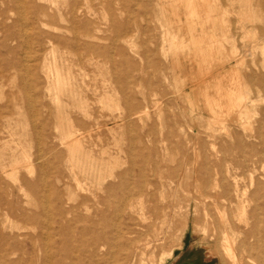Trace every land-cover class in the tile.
<instances>
[{
  "label": "rangeland",
  "instance_id": "rangeland-1",
  "mask_svg": "<svg viewBox=\"0 0 264 264\" xmlns=\"http://www.w3.org/2000/svg\"><path fill=\"white\" fill-rule=\"evenodd\" d=\"M54 1L56 6L25 0L21 7L16 0H0V71L5 76L0 80V108L10 110L0 117V264H53L58 257L65 264H263L258 252L240 246L243 233L255 221L252 212L264 206L261 198L251 200L248 172L249 160L262 148L264 153L263 2L207 0L206 6L197 8L199 17L189 19L183 1L88 0L90 12L77 16L76 27L86 32L89 28L87 33L94 37L72 43L70 32L54 30L68 28L69 18L43 19L36 9L43 5L49 14L63 10L66 0ZM117 47L124 51L117 54ZM53 57L58 69L70 73L73 84L71 97L60 95L59 113L56 91L47 85L42 69ZM19 64H31L28 77L37 95L36 119L24 100ZM220 89L242 94L244 104L249 101L250 106L241 110L248 122L244 131L237 127L240 109L223 115L217 109L218 102L228 105L220 99ZM219 123L228 125L229 137L220 135ZM70 130L81 136L78 160L72 164L66 150L60 149L62 135ZM43 151L46 165L38 159ZM11 154L19 162L13 169L7 166ZM28 163L29 171L23 167ZM4 166L8 169L3 173ZM24 183L35 189H25ZM120 201L123 206L118 210ZM257 213L263 217L261 209ZM94 235L107 237L108 245L100 247L103 239L94 243ZM231 236L235 263L225 250L226 237ZM61 248L72 258H65Z\"/></svg>",
  "mask_w": 264,
  "mask_h": 264
},
{
  "label": "bare ground",
  "instance_id": "bare-ground-1",
  "mask_svg": "<svg viewBox=\"0 0 264 264\" xmlns=\"http://www.w3.org/2000/svg\"><path fill=\"white\" fill-rule=\"evenodd\" d=\"M25 1V0H24ZM24 1H21V0H16V2H17V4L19 5V6H21V7H24L25 6V4L27 3H25ZM40 1H43V2H50V4L52 5H54L55 4V6H56V3H55V1L54 0H40ZM98 1H102V0H98ZM106 1V0H105ZM108 1V0H107ZM111 1V0H110ZM118 1H120V0H118ZM134 1V0H133ZM140 1V0H139ZM149 1V0H148ZM153 2H154V0H152ZM151 1V2H152ZM159 1V0H158ZM169 1V0H168ZM177 1H179V2H184V4H185V6H186V8H187V10H188V16H190L189 17V19L191 18V17H193V19H194V16H196L197 18L199 17V14H198V7H200V6H202V5H204V6H206V4H207V0H177ZM218 1V0H217ZM220 1V0H219ZM228 1V0H227ZM233 1V0H232ZM232 1H230L232 4H233V2ZM262 2H263V4H264V0H261ZM11 2H13V1H11ZM15 2V1H14ZM115 2V1H114ZM124 2V1H123ZM136 2V1H135ZM161 2V1H160ZM170 2V1H169ZM173 2V1H172ZM171 2V3H172ZM221 2V1H220ZM87 3H88V0H66V1H64V3H63V5H62V7H63V10L62 9H59V8H57V9H55L54 11L53 10H50L51 11V14H49V12H48V9H47V7H45V6H37L38 8H36L37 10L39 9V12H40V16H41V18H43L44 19V17H50L51 19H56V18H58L59 20H61V21H63L65 18H69V23H70V26L68 27V28H62V27H58V28H55L54 30H55V32H58V33H60V32H62L63 30L64 31H68V32H70L72 35H73V38L71 39V41H72V43H75V42H77L78 40H82L83 38H87V40H88V38H91V37H94V36H90L87 32H88V30H89V28H87L88 30H87V32H86V30H85V28H82L81 30H79V28L78 27H76V23H77V16L78 15H82V16H84V15H86L87 14V11L89 10V9H87L86 10V5H87ZM126 3V2H125ZM138 3V5L140 4L139 2H137ZM144 3V2H143ZM149 3V2H148ZM148 3H147V5H148ZM178 3V2H177ZM226 3V2H225ZM228 3V2H227ZM12 4V3H11ZM105 4V3H104ZM113 4V3H112ZM130 4V3H129ZM129 4L127 5V6H129ZM135 4V3H134ZM176 4V3H175ZM218 4H220V3H218ZM229 4V3H228ZM232 4H230V5H232ZM14 5V4H13ZM108 5H110V4H108ZM117 5V4H116ZM121 5V4H120ZM141 5V4H140ZM146 5V4H145ZM146 5V6H147ZM151 5V4H150ZM159 5V4H158ZM160 5H161V3H160ZM171 5V4H170ZM174 5V4H173ZM179 5V4H178ZM29 6H30V8L32 7L31 6V4H29ZM113 6V5H112ZM132 6H135V5H132ZM149 6V5H148ZM162 6H164V4L162 5ZM174 6H176V5H174ZM173 6V7H174ZM180 6V5H179ZM223 5H221V7H222ZM227 6V5H226ZM16 7V6H15ZM87 7H89V5L87 6ZM122 7H123V5H122ZM131 7V6H130ZM158 7V6H157ZM160 7V6H159ZM17 8V7H16ZM29 8V9H30ZM110 8V7H109ZM123 8H125V7H123ZM142 8V7H141ZM176 8H178L177 6H176ZM180 8H181V6H180ZM220 8V7H219ZM218 8V9H219ZM227 8V7H226ZM228 8H230L229 7V5H228ZM32 9V8H31ZM107 9V8H106ZM113 9V8H112ZM121 9V8H120ZM119 9V10H120ZM146 9H147V7H146ZM145 9V10H146ZM149 9V8H148ZM179 9V8H178ZM184 9H185V7H184ZM212 9V8H211ZM221 9V8H220ZM35 10V9H34ZM127 10V9H126ZM126 10H125V13H126ZM132 10V9H131ZM141 10V9H140ZM144 10V9H143ZM6 11V10H5ZM28 11V10H27ZM53 11V12H52ZM112 11V10H111ZM122 11V10H121ZM148 11V10H147ZM186 11V10H185ZM218 11V10H217ZM228 11V10H227ZM89 12H90V10H89ZM146 12V11H145ZM177 12V11H176ZM220 12H221V10H220ZM30 13H32L31 11H30ZM34 13V12H33ZM109 13V12H108ZM112 13H115L114 11H112ZM142 13V12H141ZM148 13V12H147ZM89 14V13H88ZM135 14V13H134ZM144 14V13H143ZM149 14H150V12H149ZM177 14V13H176ZM208 14V12H206V15ZM228 14V13H227ZM23 15V14H22ZM32 15V14H31ZM35 15H37L36 13H35ZM112 15V14H111ZM110 14H109V16H111ZM114 15V14H113ZM130 15V14H129ZM136 15V14H135ZM134 15V16H135ZM151 15V14H150ZM149 15V16H150ZM202 15V14H201ZM217 15V14H216ZM223 15V14H222ZM28 16V15H27ZM39 16V15H38ZM87 16V15H86ZM153 16V15H152ZM186 16V15H185ZM187 16V17H188ZM211 16V15H210ZM85 17V16H84ZM112 17V16H111ZM115 17V15L113 16V18ZM145 17H147V16H145ZM177 17H178V15H177ZM186 17V18H187ZM207 17V19H209V15H207L206 16ZM218 17V16H217ZM80 18V17H79ZM115 18H117V17H115ZM130 18V17H129ZM180 18V17H179ZM214 18V17H213ZM188 19V18H187ZM31 20V19H30ZM29 20V21H30ZM84 20V19H83ZM113 20H115V19H113ZM113 20H111V21H113ZM117 20V19H116ZM32 21V20H31ZM65 21V20H64ZM208 21V20H207ZM2 22V21H1ZM127 22V21H126ZM199 22V21H198ZM212 22V21H211ZM218 21H216V23H217ZM40 26L42 27V26H45L44 25V23L42 22V20H40ZM193 23V22H192ZM209 23V22H208ZM3 24V23H2ZM25 24V23H24ZM78 24V23H77ZM126 24V23H125ZM128 24V23H127ZM188 24H189V22H188ZM213 24V23H212ZM30 25V24H29ZM83 25H85V23H84V21H83V24H82V26ZM110 25V24H109ZM116 25V24H115ZM195 25V24H194ZM204 25H206V24H204ZM90 26V25H89ZM111 26V25H110ZM191 26H193V25H191ZM201 26H203V24L201 25ZM200 26V27H201ZM206 26H208V25H206ZM86 27V26H85ZM113 28H114V25L112 26ZM127 27H128V25H127ZM127 27H125V28H127ZM45 28V27H44ZM109 29V28H108ZM116 29V28H115ZM118 29V28H117ZM123 30H124V28H122ZM191 29V28H190ZM201 29V28H200ZM107 30V29H106ZM196 30V29H195ZM211 30V29H210ZM213 30V29H212ZM98 31V30H97ZM96 31V32H97ZM116 31H118V30H116ZM124 31H126V29L124 30ZM191 31V30H190ZM207 31H208V29H207ZM115 32V31H114ZM202 32V31H201ZM213 33H215L214 31H212ZM217 32V31H216ZM128 33H129V31H128ZM194 33V32H193ZM70 34V35H71ZM120 34V33H119ZM122 34V33H121ZM125 34H126V32H125ZM71 35V36H72ZM91 35H93V34H91ZM112 35H113V33H112ZM114 35H115V33H114ZM167 35H168V33H167ZM205 35H206V33H205ZM215 35H217V33L215 34ZM119 36V35H118ZM126 36V35H125ZM163 36V35H162ZM194 36H195V34H194ZM206 36H209V35H206ZM212 36H214V34L212 35ZM253 36V35H252ZM58 38L59 39V36H55V38ZM109 37V36H108ZM122 37V36H121ZM198 37V36H197ZM200 37V36H199ZM198 37V38H199ZM222 37V36H221ZM254 37V36H253ZM96 38V37H95ZM105 38V37H104ZM110 38H112V36L110 37ZM163 38V37H162ZM211 38V37H210ZM92 39V38H91ZM100 39V38H99ZM116 39V38H115ZM121 39V38H120ZM125 39V38H124ZM193 39H194V37H193ZM218 39H222V38H218ZM226 39V38H225ZM229 39H231V38H229ZM228 39V40H229ZM254 39V38H253ZM80 40V41H81ZM94 40V39H93ZM97 40V39H96ZM112 40V39H111ZM116 40H118V39H116ZM127 40V39H126ZM164 40H167V38H166V33H164ZM79 41V42H80ZM123 41V42H122ZM122 43L121 44H123L124 43V40L122 39ZM128 41V40H127ZM212 41V40H211ZM216 41H218V40H216ZM222 41V40H221ZM47 42H49L50 43V41H47ZM116 42V41H115ZM114 42V43H115ZM126 42V41H125ZM165 42V41H164ZM201 42V41H200ZM199 42V43H200ZM250 42H254V41H250ZM26 43H28V42H26ZM117 44H118V42H116ZM115 43V44H116ZM128 43V42H127ZM130 43L131 42H129V45H130ZM172 43H174V41L172 42ZM176 43V42H175ZM184 43V42H183ZM220 43H225V42H220ZM52 44V43H51ZM77 44V43H76ZM126 44V43H125ZM163 42H162V46H163ZM187 44V43H186ZM228 44V43H227ZM231 44V43H230ZM257 44V43H256ZM111 45V44H110ZM127 45V44H126ZM129 45H127V46H129ZM180 45V44H179ZM182 45V44H181ZM184 45V44H183ZM188 45V44H187ZM196 45V44H195ZM193 46V47H195V49H196V46ZM203 45V44H202ZM226 45V44H225ZM224 45V46H225ZM247 45V44H246ZM262 45V44H261ZM27 46V45H26ZM92 46V45H91ZM109 46V45H108ZM114 46V45H113ZM112 46V47H113ZM116 46V45H115ZM119 46V45H118ZM132 46V45H131ZM223 46V47H224ZM28 47V46H27ZM74 47V46H73ZM80 47V46H79ZM78 47V48H79ZM88 47V46H87ZM90 47V46H89ZM88 47V48H89ZM120 47H121V45H120ZM182 47H184V46H182ZM188 47H191V45H189ZM223 47H221V48H223ZM229 47H231L230 45H229ZM77 48V47H76ZM93 48H94V46H93ZM127 48V47H126ZM129 48V47H128ZM163 48V47H162ZM178 48H179V46H178ZM181 48V47H180ZM186 48V47H185ZM90 49V48H89ZM97 49V48H96ZM110 49V48H109ZM182 49V48H181ZM188 49V48H187ZM236 49V48H235ZM249 49V48H248ZM251 49H252V47H251ZM55 50V49H54ZM81 50V49H80ZM104 51H105V49H103ZM111 50V49H110ZM116 50H117V54H120L121 53V51L123 50H120V48L118 49V47L116 48ZM193 50V49H192ZM197 50V49H196ZM199 50V49H198ZM201 50V49H200ZM230 50V49H229ZM244 50V49H243ZM85 51V50H84ZM83 51V52H84ZM102 51V50H101ZM124 51V50H123ZM128 51V50H127ZM126 50H125V52H127ZM133 51H134V49H133ZM189 51V50H188ZM191 51V50H190ZM226 51V50H225ZM231 51H232V48H231ZM249 51V50H248ZM260 51V50H259ZM264 51V50H263ZM92 52V51H91ZM94 52V51H93ZM110 52V51H109ZM131 52H132V50H131ZM164 52V51H163ZM228 52V51H227ZM232 52H235V51H232ZM244 52H246V51H244ZM244 52H243V54H244ZM250 52V51H249ZM248 52V53H249ZM99 53H100V51H99ZM98 53V54H99ZM197 53H200V52H197ZM196 53V54H197ZM225 53V52H224ZM253 53V52H252ZM94 54V53H93ZM96 54V53H95ZM94 54V55H95ZM102 54H104L103 52H102ZM102 54H101V56H102ZM110 54V53H109ZM166 54V53H165ZM209 54V53H208ZM222 54H223V52H222ZM231 54V53H230ZM228 55H229V53H228ZM251 55V54H250ZM49 56V55H48ZM53 56H55V55H53ZM69 56V55H68ZM126 56V55H125ZM124 56V57H125ZM198 56V55H197ZM226 55H224V57H225ZM232 56V55H231ZM244 56H245V54H244ZM243 56V57H244ZM103 57H104V55H103ZM234 57V56H233ZM232 57V58H233ZM240 57V56H239ZM246 57V56H245ZM26 58V57H25ZM28 58V57H27ZM30 58V57H29ZM120 58V57H119ZM238 58V57H237ZM92 59V58H91ZM126 59H127V57H126ZM23 60L24 61H26V59H24L23 58ZM105 60V59H104ZM128 60H129V58H128ZM221 60V59H220ZM219 60V61H220ZM2 61V60H1ZM27 61H29L28 59H27ZM31 61V60H30ZM30 61H29V63H30ZM117 61V60H116ZM120 61H122V60H119V62ZM125 61H127V60H125ZM237 61V60H236ZM35 62V61H34ZM130 62V61H129ZM202 62H204V61H202ZM235 62V61H234ZM28 63V64H29ZM121 63V62H120ZM120 63H119V65H120ZM126 63V62H125ZM222 63V62H221ZM237 64H238V62H236ZM17 64V63H16ZM15 64V65H16ZM25 64V63H24ZM21 65L20 66V64H19V66L21 67V73H20V76H21V78H20V80H22V85H20L22 88V90H23V92H24V94H25V97H24V100H25V102H27L28 103V109H29V111L31 112V114H32V117L34 118V119H36V118H38L39 117V112H38V110L36 109V104H35V102H36V98H37V95L36 94H34V89H33V87H32V85H30V83H29V80L31 79V78H29L28 77V70H29V66L31 65ZM27 64V63H26ZM127 64H128V62H127ZM203 64V63H202ZM217 64V63H216ZM240 64V63H239ZM113 65V64H112ZM111 65V66H112ZM114 65H117V63L114 61ZM118 65V66H119ZM129 65V64H128ZM220 65V64H219ZM7 66V65H6ZM11 66V65H10ZM22 66H23V69H22ZM15 67V66H14ZM257 67V66H256ZM112 68H113V66H112ZM16 69V68H15ZM43 72H44V76H45V79L48 81V86H52L54 89H55V94H54V100H55V109H56V111L59 113L60 111H61V109H62V107H63V105H62V103L59 101V98H60V95H67V96H69V97H71V94H73V84H72V77H71V75H70V73H68L67 75H65L60 69H58V64H57V61H56V58H54L53 57V59H52V61L51 62H49V63H45V64H43ZM118 69V68H117ZM18 70V69H17ZM114 70V69H113ZM258 70V69H257ZM19 71V70H18ZM239 72V71H238ZM117 74V73H116ZM119 74V73H118ZM253 76H254V73L252 74ZM251 75V76H252ZM252 76V77H253ZM260 76H261V74H260ZM262 77V76H261ZM5 78V76H4V74H3V72H1L0 71V80H3ZM115 78V77H114ZM120 79V78H119ZM221 79H223V80H225L226 79V76L224 75V76H222V78ZM237 78L236 77H234L233 79L231 78V81H233V83L234 84H236L238 81L236 80ZM239 80V79H238ZM247 80V79H246ZM245 80V81H246ZM254 79H252V81H253ZM262 80H264V79H262ZM250 81H251V79H250ZM115 83H118L117 81H115ZM248 83V82H247ZM250 83V82H249ZM119 84V83H118ZM258 84V83H257ZM239 85V84H238ZM221 86V85H220ZM189 87V86H188ZM233 88V87H232ZM236 89V88H235ZM247 89V88H246ZM263 89V88H262ZM49 90H50V88H49ZM234 90V89H233ZM248 90V89H247ZM247 90H246V92H247ZM261 91H263V92H261V93H264V90H261ZM205 92V91H204ZM217 92V91H216ZM236 92V91H235ZM234 91H232V90H228L227 92L226 91H223V90H219V96H220V99L221 98H224L226 101H228V105L226 106L225 104L223 105V104H221L220 102H218V103H216V107H217V109H219L220 111H222V115H223V112L225 111V113L226 114H229L231 111H233L234 109H236V107H237V109H240V111H239V118L238 119H240L241 120V122H237L238 124H240L241 126H238L237 125V127H241V129L243 128V129H246L245 128V126H246V123H248V122H244L243 120L244 119H246V114L244 113V112H242L243 111V109L242 108H245V107H247L248 105L250 106V103H248V102H246V104H244L245 102H243L244 101V99H243V96H241V95H239V94H236ZM240 92V91H239ZM241 93V92H240ZM249 93V92H248ZM13 95V94H12ZM204 95V94H203ZM172 96V95H171ZM246 96H248L247 94H245V97ZM183 97V96H182ZM191 97V96H190ZM233 97H235L236 99H235V101H236V103H234V102H232V99H233ZM248 97H246V99H247ZM249 99V98H248ZM245 101H247V100H245ZM209 102V101H208ZM244 104V105H243ZM254 104V103H253ZM251 105H252V102H251ZM254 107H255V105H253ZM252 106V107H253ZM253 107V108H254ZM212 108H214V107H212ZM256 108V107H255ZM254 108V109H255ZM83 109V108H82ZM130 109V108H129ZM128 109V110H129ZM133 109V108H132ZM196 109V108H195ZM252 111H254L252 108H250ZM215 109H213L212 110V112H213V114H215V111H214ZM242 110V111H241ZM246 110H249V109H246ZM85 111V110H84ZM217 112H219L218 110H216ZM209 112H211V110H209ZM249 112V111H248ZM257 112V111H256ZM4 113H6V114H10V110H9V107L8 106H3V107H1L0 108V117H1V115L2 114H4ZM212 114V115H213ZM256 114V113H255ZM85 116V115H84ZM188 116V115H187ZM214 116V115H213ZM213 116H212V118H213ZM220 116V115H219ZM214 117H216V116H214ZM221 117V116H220ZM220 117H218L219 119H220ZM57 118H58V120L60 119L58 116H57ZM56 118V119H57ZM129 118V117H128ZM208 118V117H207ZM211 118V117H210ZM40 119H41V117H40ZM124 119V118H123ZM216 119H217V117H216ZM224 119V118H223ZM237 119V120H238ZM126 120V119H125ZM212 120V119H211ZM215 119H213V121H214ZM221 120V119H220ZM124 121V120H123ZM208 122H209V120H207ZM207 121H205V122H207ZM223 121H225V120H222V122ZM261 121H263V123H264V120H261ZM43 122V121H42ZM250 122V121H249ZM63 123V122H62ZM9 124V123H8ZM46 124V123H45ZM44 123L43 124H41V125H45ZM59 124V123H58ZM68 124V123H67ZM77 124H80V123H77ZM212 124H214V123H212ZM209 125H211L210 124V122H209ZM216 126L215 127H217V124H215ZM264 125V124H263ZM9 126V125H8ZM59 126V125H58ZM248 126H249V124H248ZM262 126V125H261ZM67 127V126H66ZM210 127V126H209ZM212 127H214V125L212 126ZM212 127H211V129H212ZM219 127H220V123H219ZM226 127H227V129H228V125L227 126H225V124L224 123H222V126L220 127V129H219V133H220V135L221 134H223V135H227L228 136V134L226 133ZM250 127V126H249ZM260 127V126H259ZM35 128V127H34ZM59 130L60 129H62V127H57ZM41 129V128H40ZM47 129V128H46ZM214 129V128H213ZM216 129V128H215ZM214 129V130H215ZM217 129H218V127H217ZM242 129V130H243ZM42 130V129H41ZM55 130H57V129H55ZM260 130V129H259ZM46 131V130H45ZM244 131V130H243ZM112 132V131H111ZM227 132H228V130H227ZM78 133V132H77ZM77 133H76V131H67V133H64L62 136H63V141H62V139L60 140L61 141V145L63 146V148H60V149H65L66 151H64V153L66 152L67 153V157H68V159L71 161V164H72V162H74V161H76V160H78V158H77V156H76V153H78L77 151H79V147H80V141H79V138H78V136L79 135H77ZM217 133V132H216ZM42 134V133H41ZM41 136V135H40ZM43 136V135H42ZM41 136V138H42V140H43V137ZM51 136V135H50ZM79 137H81V136H79ZM229 137V136H228ZM263 137V136H262ZM41 141V140H40ZM263 141V140H262ZM44 143H45V141H44ZM43 143V144H44ZM61 145H58V148H59V146H61ZM43 146H45V144L43 145ZM42 146V148H44ZM256 146V145H255ZM260 146H262V144L260 143ZM212 147H214V144L212 145ZM54 148V147H53ZM82 148V147H81ZM255 147H254V145L253 144H250V149L251 150H253ZM262 148V147H261ZM89 149V148H88ZM249 149V150H250ZM40 150V149H39ZM39 150H38V152H39ZM45 150V149H44ZM53 150V149H52ZM56 150H58V149H56ZM81 150V149H80ZM91 150V149H90ZM262 150H263V148H262ZM262 150H260V152L259 153H257V154H259V155H257L256 153V158H254V159H250L249 161H250V170L248 171L249 172V180H250V184H249V187L250 188H253V190H252V192H251V194H250V197H251V200H255V199H258V198H261V199H263L264 200V157H263V151ZM42 151V150H41ZM46 151L48 152L49 150H47L46 149ZM105 151V150H104ZM44 152V151H43ZM82 152V151H81ZM131 152V151H130ZM133 152V151H132ZM131 152V153H132ZM41 153V152H40ZM58 153V152H57ZM55 154V153H54ZM54 154H52L53 156H54ZM101 154V153H100ZM197 154V153H196ZM44 155H45V152H44V154L42 155V153L41 154H39V156H38V159H40L41 161H42V164L44 165H46V163L47 162H45L46 160L45 159H43V157H44ZM90 155V154H89ZM49 156H51L50 154H49ZM60 156V155H59ZM85 157L83 158V159H85L86 158V155H84ZM197 156V155H196ZM253 157H254V154L252 155ZM11 161H10V163L7 165L9 168L11 167L12 168V166H13V164L15 163V161H16V159L14 158V155L13 154H11ZM51 158V157H50ZM27 159L28 158H26L25 159V161H27ZM55 159V158H54ZM59 159V158H58ZM97 160V159H96ZM196 160V159H195ZM52 161V160H51ZM51 161H48V162H51ZM59 161V160H58ZM80 161H81V159H80ZM30 162V161H29ZM88 162V161H87ZM107 162V161H106ZM17 163H19V162H17L16 161V164ZM85 163V162H84ZM109 163V162H108ZM246 163V162H245ZM245 163H243V164H245ZM31 164V163H30ZM52 164H53V161H52ZM77 164H78V162H77ZM132 164V163H131ZM20 165V164H19ZM69 165H70V163H69ZM76 165V164H75ZM249 165V164H248ZM247 165V166H248ZM7 166H4V167H2V171H3V173L5 172V171H7L6 170V168L8 169V167ZM15 166H17V165H15ZM14 166V167H15ZM21 166H23V165H20V167ZM57 166V165H56ZM55 166V167H56ZM73 166V165H72ZM88 166V165H87ZM133 166V165H132ZM135 166V165H134ZM245 166V165H244ZM18 167V166H17ZM23 167H25L28 171H29V163L27 164V165H25V166H23ZM31 167V166H30ZM33 167V166H32ZM31 167V168H32ZM39 167V166H38ZM41 167V166H40ZM39 167V168H40ZM52 167V166H51ZM84 166H82V168H83ZM47 168V167H46ZM54 168V167H53ZM72 168H74V167H72ZM71 168V169H72ZM95 168V167H94ZM101 168V167H100ZM103 168V167H102ZM13 169V168H12ZM18 169V168H17ZM24 169V168H23ZM56 169V168H55ZM79 169H80V167H79ZM85 169V168H84ZM249 169V168H248ZM15 170H16V168H15ZM14 170V171H15ZM31 170V169H30ZM39 170V169H38ZM44 170V168H42V172H44L43 171ZM51 170V169H50ZM73 170V169H72ZM71 170V171H72ZM82 170V169H81ZM32 172V171H31ZM73 172V171H72ZM57 173H58V169H57ZM84 173V172H83ZM125 173V172H124ZM30 174V173H29ZM39 174V173H38ZM37 174V175H38ZM43 174V173H42ZM44 174H45V172H44ZM55 175H56V173H54ZM258 175V177H257V179H255V175ZM46 175V174H45ZM122 175V174H121ZM124 176H122V180H121V182H120V185H119V188L121 189V190H124V188H125V185H124V181H125V176L127 175V173H125V174H123ZM57 176V175H56ZM84 176V175H83ZM103 176V175H102ZM217 176V175H216ZM16 177V176H15ZM38 177H39V175H38ZM92 177V176H91ZM101 177V176H100ZM45 178V177H44ZM73 178L74 179H76L75 178V175L73 176ZM236 178H237V176H235L234 177V180H235V183H236ZM39 179V178H38ZM37 179V180H38ZM97 179V178H96ZM104 179V178H103ZM36 180V181H37ZM46 180H48V179H46ZM14 181H15V179H14ZM41 181V180H40ZM38 183V182H37ZM42 183V182H41ZM46 182H44V184H45ZM43 184V183H42ZM43 184V185H44ZM47 184V183H46ZM77 185H78V182H77ZM46 186V185H45ZM80 186V185H79ZM24 187H25V189L27 188V189H31V190H33V189H35L34 188V185H32V184H28V183H24ZM41 187V186H40ZM42 187H44V186H42ZM118 187V186H117ZM38 188H39V186H38ZM79 188V187H78ZM116 188V187H115ZM21 189V188H20ZM36 189H37V187H36ZM40 189V188H39ZM38 189V190H39ZM46 189V188H45ZM81 189V188H80ZM118 189V188H117ZM23 189H21V193L23 192L22 191ZM42 190V189H41ZM41 190H40V192H37V193H41ZM44 190V189H43ZM83 190V189H82ZM116 190V189H115ZM45 191V190H44ZM43 191V192H44ZM54 192V191H53ZM52 192V193H53ZM234 192L236 193V194H238L239 192H240V190L238 189V186L235 184V186H234ZM246 192V191H245ZM139 193V192H138ZM115 194V193H114ZM242 194H244V193H242ZM46 195V194H45ZM54 195V194H53ZM44 196V195H43ZM55 196H56V194H55ZM41 197H42V195H41ZM131 196L129 195V197L128 198H126V199H129ZM42 198H44V197H42ZM45 199V198H44ZM42 200V199H41ZM122 201V200H121ZM121 201L119 202V204H118V210H120V208H122V206H123V202L121 203ZM10 202V201H9ZM45 202V201H44ZM215 205V204H214ZM130 207L129 208H131V204L129 205ZM215 207V206H214ZM158 208V207H157ZM258 209H261L263 212H264V206H262L261 208H255L254 209V211L252 212V218H253V221H254V223H253V225L251 226L252 228H250V230L247 232V233H243V235H244V238H243V240L240 242V246H241V248H242V250H244V251H247V250H249V252L251 253V252H253V251H256V252H258L260 255H261V257H258V260H260L263 264H264V214H262L263 215V217H258V213H257V210ZM171 212V211H170ZM219 212V211H218ZM221 217V216H220ZM166 218V217H165ZM7 219H8V217H7ZM6 220V219H5ZM7 221V220H6ZM31 221V220H30ZM162 221V220H161ZM164 223V222H163ZM55 224V223H54ZM247 225V224H246ZM214 231V230H213ZM160 234V233H159ZM225 235V234H224ZM226 236V235H225ZM239 235H236V237H238ZM232 237V239L230 238V237H226V240H225V242H226V254L229 256L228 258H230L231 260H232V262L233 263H235L236 262V260H237V255H236V253H235V249L233 248V236H231ZM49 238V237H48ZM100 239H103V241L105 240V243H102V244H100V247H104V246H107L108 244H107V237L105 238H103L102 237V235H94L93 236V242L94 243H97L98 241H101ZM48 240V239H47ZM249 241L251 242L252 241V243H249ZM46 244V243H45ZM95 245V244H94ZM181 246V245H180ZM53 247V246H52ZM147 247H149V246H147ZM150 248V247H149ZM239 248V247H238ZM170 250V252H171V249H169ZM224 250V251H225ZM59 252H61L62 253V251H63V253H62V255H64V257L66 258H72V256H71V253L70 252H67V251H64L62 248H61V250H58ZM47 253V252H46ZM48 254V253H47ZM240 254H242V252L240 253ZM144 256V255H143ZM152 256V255H151ZM155 257V256H154ZM163 257V256H162ZM243 258H245V257H243ZM108 259V258H107ZM114 259V256H112V258H111V261ZM143 259V258H142ZM156 259V258H155ZM163 259V258H162ZM161 259V260H162ZM247 259V258H246ZM106 260V259H105ZM144 260V259H143ZM160 260V259H159ZM158 259H157V261H159ZM249 260H251V256L249 255ZM50 261V260H49ZM154 261V260H153ZM25 262H28V261H25ZM77 262V261H76ZM143 262V261H142ZM160 262V261H159ZM49 263V262H48ZM47 263V264H48ZM73 263V262H72ZM151 263V262H150ZM155 263V262H154ZM154 263H151V264H154ZM44 264V263H43ZM53 264H65L64 263V261H63V259H61V257L59 258L58 257V259H56L55 260V262L53 263ZM74 264V263H73ZM97 264V263H96ZM141 264V263H140ZM193 264V263H192Z\"/></svg>",
  "mask_w": 264,
  "mask_h": 264
}]
</instances>
